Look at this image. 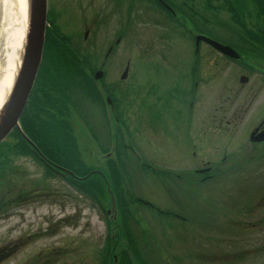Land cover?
<instances>
[{
	"label": "rangeland",
	"instance_id": "obj_1",
	"mask_svg": "<svg viewBox=\"0 0 264 264\" xmlns=\"http://www.w3.org/2000/svg\"><path fill=\"white\" fill-rule=\"evenodd\" d=\"M146 1L148 2V0H127L126 36L114 49V55L107 60V70H113L116 76H119L127 58L129 71L126 83L129 89L136 93L139 91L141 95L147 84H158L161 87V84L171 83L170 78L175 83L181 79L179 89L187 92L190 89L189 77L205 78L197 87L198 100L195 101L190 97L189 104L183 106L184 109H191L190 113L184 110L183 114L178 112L177 117L167 115L162 120H159L155 111L151 109L142 108L145 118L141 116L142 111L137 97L136 101L122 109L123 118L128 121L129 127L125 124L124 126L128 132L136 134V138L130 136L125 128L123 135L134 147L135 152L133 153L130 148H126L127 150L117 148L115 154L106 156L123 167L121 170L122 175L124 173L123 183L118 188V193L124 200L120 204V214L112 209L110 196L106 197L104 192L101 193L98 185L89 178L85 179L82 185L84 188L92 189L96 193V198L100 196L99 200H94L92 197L90 199L69 179L60 178L45 170L48 168L39 165L30 150L20 147L10 151H0V157L4 160L3 163L0 162V202L3 203L2 207L0 206V264H102L103 259L106 261L104 247L107 249L106 240L109 239L106 219L117 222L118 230H114L113 240L117 238L119 240L124 232L135 246L137 259L142 257L143 261H146L145 264L152 263V260L156 264V261L163 262L162 264L168 262L171 264H264V148L262 146L256 147L252 152L247 134L244 131L243 135L242 129L239 131L240 127L238 131L226 135L221 131L210 133L211 135L207 137L210 140L205 143V156L200 157L198 151V155L193 158L195 161L191 163L193 165L199 163L202 167L211 165L213 170L221 169V171H217L211 179L207 178L209 180L206 182L193 184L192 186H196L191 189L190 196L188 191L181 193L179 191L181 189L177 187L185 183L187 175L180 174L181 177H176L170 174L175 172L174 170L164 169L177 167L175 162L181 160L183 146L186 145L183 144L186 135L187 139L197 138L202 101L206 105L214 100L209 104V109L213 106V110L222 95L233 98L234 92L222 94L217 90L231 81L233 73H240L242 70L233 66L228 74L224 73L227 77L224 81L221 75L217 76L214 72L209 75L217 67L213 60L205 63L204 60H199L195 65L191 63L189 72L188 65L185 64L193 56L192 37L180 28L177 30L165 27L166 24L164 26L161 23L148 21L146 15L148 17L150 15L146 11L149 8L145 5ZM218 1L222 3V0H216L213 3L215 7L218 6L216 3ZM104 3L105 0H97L96 9L97 7L100 9L99 6ZM226 4L224 8L220 7L224 10L223 13H220V10L208 13L206 28H212L211 26L221 19L222 23L235 24L228 2ZM1 5L2 2H0V74L3 77L11 70L12 64L14 67L17 53L23 46L22 44L19 46L20 40L17 44V35H13V28L21 25L19 21H14V8L5 5L1 7ZM254 5L253 1L247 4L248 13L245 19L255 16ZM159 18L157 13V18L154 19L159 21ZM243 23L250 25L249 21ZM117 26L116 21L111 27L100 31L99 39L96 41V52L106 49L108 44H97V42L109 41L113 28ZM170 35L181 36L183 41L174 39L171 43V40L160 39H171ZM8 38H11V41ZM6 39L8 41L5 45ZM200 46V57L204 53H210V49L205 44ZM173 58H177L175 64H171L172 61L169 60ZM257 66L264 69V64ZM155 67L162 69L160 77L153 74ZM182 74L186 76L183 78ZM245 74L249 76L250 84L254 82L260 85L257 95L261 91L262 93L256 102L259 103L264 94V75ZM169 90L177 89L171 87ZM201 92H204L203 98L200 96ZM176 94L177 92L173 95L169 94L171 101ZM240 100L239 96L234 98L236 103ZM249 111L250 109L243 116L241 123L243 128H246L254 118L249 117ZM185 115L188 122L183 119L176 123ZM92 120L89 129L83 126L82 122L74 125L78 152L88 164L91 163V169L99 168L105 172L106 158L102 156L101 163L99 161L95 163L94 158L102 154L101 150L111 151L110 135L116 127L115 123L108 122L104 125L95 115ZM178 125L182 132L178 129ZM162 128L167 130V133L159 137L158 131ZM190 129L193 134H190ZM120 133L116 130L115 144L117 141L121 143ZM12 140L15 144L16 140L14 138ZM48 146L52 150L54 148L62 150V143L56 140H50ZM223 154H227L226 159L220 161ZM252 154L254 156L256 154V158H251ZM200 159L204 164H201ZM206 160H208L207 164ZM236 161L240 162L238 170L223 172L225 167ZM142 162L150 163V166L141 165ZM221 164L224 166L221 167ZM166 173L170 174L168 181L156 178ZM98 177V175L92 176L94 179ZM192 178L196 181L198 179L193 175ZM187 180H190V176ZM116 182L118 180L115 184ZM160 184L165 185L167 189H162ZM170 184L173 185L171 187L176 188L173 190L175 193L170 190ZM242 187L243 197L240 194ZM104 188L103 184L102 190ZM124 194L131 202L126 201ZM183 195L188 197L185 198ZM178 197L180 209L174 201H178ZM133 198L145 199L156 209L174 210L181 215L160 214L156 209L142 205V201L138 203L132 200ZM245 199H249L247 203H244ZM238 208L241 210H237ZM115 215H119L120 221L114 219Z\"/></svg>",
	"mask_w": 264,
	"mask_h": 264
},
{
	"label": "flooded vegetation",
	"instance_id": "obj_2",
	"mask_svg": "<svg viewBox=\"0 0 264 264\" xmlns=\"http://www.w3.org/2000/svg\"><path fill=\"white\" fill-rule=\"evenodd\" d=\"M106 2V4L101 5L100 8L103 11V15L100 14L99 16L103 18V21H106L111 15L114 18L119 16V35L117 34L114 39V43L119 44L122 41V37H125L123 35H126V26H122L121 23H123V20L126 21L127 0H106ZM95 3L96 0H46V27L41 66L28 96L24 117L21 120L23 129L32 144L24 142L32 153L36 151L40 155L46 156V139L47 136H50L47 126L55 127L56 129L58 126H62L64 119L63 90L69 101L75 104L81 84V76L84 77L89 71L94 73L97 69H106L107 60L112 55V46L108 47L110 51L104 53L96 52V41L99 39L98 35L101 33L103 26L97 18ZM158 5V7L165 9L163 5ZM190 7L187 4H180L177 5L176 9L182 11V9L188 10ZM183 22L184 26L191 27L189 19ZM253 27L249 30V36L252 38L250 41L225 39V41L232 43H229L232 47L241 50L240 59L232 60L223 54L212 52L204 53L202 55L203 60H208V55H212L213 59H216L214 64L217 66L216 70L219 75L224 74L225 70H227L226 74H228L233 66L241 69L242 72L251 73L250 70L255 69L254 63L249 60L250 58L246 59L244 57H251L255 54L264 56V31H256L255 27ZM189 32H191L190 29ZM258 33H261V35ZM221 42L227 44L223 41ZM99 43L105 42L99 40L97 44ZM245 46L250 47V49L246 50L243 48ZM97 66L99 68H96ZM237 74L239 73H233L231 83L227 85L228 91H234L236 94L251 92L252 96L256 97V92L260 91V85L256 83H235ZM102 86L108 96L111 97V106H114L115 103L119 105L125 103V90H112L105 82L102 83ZM246 86L248 89L243 90ZM86 87L88 91L85 94L88 97L90 107H97L99 100L95 90L91 91L94 85L88 83L87 86L83 87L84 91ZM90 92H93L94 95H90ZM178 110L180 113L182 112L181 108ZM217 112L219 114L217 127L225 123L232 130H238L239 124L242 123V114L246 113V109L244 105H239L238 102L223 101L218 106ZM72 118L75 122L79 119L77 107L73 110ZM183 118L187 119V116ZM258 123L264 126V116ZM258 123H254L249 130ZM12 134L18 140L17 131H13ZM54 136L55 134L51 135V137Z\"/></svg>",
	"mask_w": 264,
	"mask_h": 264
},
{
	"label": "water",
	"instance_id": "obj_3",
	"mask_svg": "<svg viewBox=\"0 0 264 264\" xmlns=\"http://www.w3.org/2000/svg\"><path fill=\"white\" fill-rule=\"evenodd\" d=\"M28 8L31 19V31L26 35V45L24 46L21 66L13 87L0 109V141L17 124V118L24 106L40 56L44 0H28ZM224 50L227 49L224 48ZM226 53L232 55L230 52ZM235 56L237 55L235 54Z\"/></svg>",
	"mask_w": 264,
	"mask_h": 264
},
{
	"label": "bare ground",
	"instance_id": "obj_4",
	"mask_svg": "<svg viewBox=\"0 0 264 264\" xmlns=\"http://www.w3.org/2000/svg\"><path fill=\"white\" fill-rule=\"evenodd\" d=\"M0 2H2V5L14 8V10H15L14 11L15 14H13L14 21H19V23H21V25H19V23H16L20 27L18 26V27L13 28L14 29L13 35H17L16 42L18 44V42L20 40V44H19V46H20L22 44V41L24 38V33H25V30L27 27L28 0H0ZM2 5H1V7H2ZM15 30L17 31L16 33H15ZM10 39L11 38H8L9 41H11ZM8 40L7 39L5 40V42H4L5 45L7 44ZM20 55H21V51H18L15 65L13 67V64H12L11 70L7 74H5L3 77L0 74V105L3 102L4 97L6 96L7 92L9 91V89L12 85V82H13L18 64H19L18 59H19Z\"/></svg>",
	"mask_w": 264,
	"mask_h": 264
},
{
	"label": "trees",
	"instance_id": "obj_5",
	"mask_svg": "<svg viewBox=\"0 0 264 264\" xmlns=\"http://www.w3.org/2000/svg\"><path fill=\"white\" fill-rule=\"evenodd\" d=\"M255 4H257V7L259 8L258 13L262 14L264 12V0H255ZM2 148L7 149L8 145L4 144Z\"/></svg>",
	"mask_w": 264,
	"mask_h": 264
}]
</instances>
